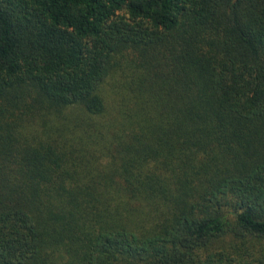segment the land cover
I'll list each match as a JSON object with an SVG mask.
<instances>
[{
  "label": "trees",
  "instance_id": "1",
  "mask_svg": "<svg viewBox=\"0 0 264 264\" xmlns=\"http://www.w3.org/2000/svg\"><path fill=\"white\" fill-rule=\"evenodd\" d=\"M0 264H264V0H0Z\"/></svg>",
  "mask_w": 264,
  "mask_h": 264
}]
</instances>
